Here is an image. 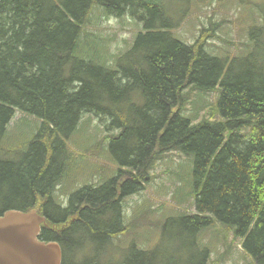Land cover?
<instances>
[{"label": "trees", "instance_id": "trees-1", "mask_svg": "<svg viewBox=\"0 0 264 264\" xmlns=\"http://www.w3.org/2000/svg\"><path fill=\"white\" fill-rule=\"evenodd\" d=\"M167 1L0 0V145L16 111L43 121L19 160L0 159V215L40 205L48 224L40 240L60 243L62 264H209L199 236L213 220L234 230L253 264H264V8L255 6L251 48L212 56L201 39L189 44L175 34L184 13L173 14ZM96 6L143 25L116 69L76 56ZM218 86L222 120L193 124L182 115L188 89ZM85 114L112 135L119 169L64 207L54 193L72 162L67 140ZM175 150L195 157L196 214L162 225L178 230L191 256L173 263L131 244L114 261L113 240L130 232L125 199L144 190L158 156Z\"/></svg>", "mask_w": 264, "mask_h": 264}, {"label": "rangeland", "instance_id": "rangeland-1", "mask_svg": "<svg viewBox=\"0 0 264 264\" xmlns=\"http://www.w3.org/2000/svg\"><path fill=\"white\" fill-rule=\"evenodd\" d=\"M167 5L173 14L184 13L180 26L174 30L177 36L189 44L199 38L208 45L209 54L225 56L228 52H242L245 46V50L251 48L249 31L255 25L252 17L258 23L259 8L255 6L264 8V0H168ZM141 32L143 25L131 16H108L103 7L96 6L83 29L76 56L111 66ZM113 68L116 69L115 64ZM188 91L182 113L185 118L193 124L222 120L218 111L220 86L215 90L191 87ZM42 124L35 116L16 111L0 145V159L19 160ZM243 132L249 134L250 130L245 128ZM111 136L94 115L82 117L77 130L67 140L72 162L54 193L59 204L67 207L71 195L84 186L102 184L117 175L119 168L109 150ZM194 162L193 154L176 150L157 157L144 190L125 199L124 219L130 232L113 240L114 250L109 256L114 261L123 260L131 244L141 250L158 251L163 261L170 259L174 263L191 256L178 230L164 232L162 224L168 218L196 214ZM199 238L202 247L210 251L209 264H253L234 230L215 220Z\"/></svg>", "mask_w": 264, "mask_h": 264}, {"label": "water", "instance_id": "water-1", "mask_svg": "<svg viewBox=\"0 0 264 264\" xmlns=\"http://www.w3.org/2000/svg\"><path fill=\"white\" fill-rule=\"evenodd\" d=\"M39 208L12 209L0 215V264H62L60 243L39 238L43 226H48Z\"/></svg>", "mask_w": 264, "mask_h": 264}]
</instances>
